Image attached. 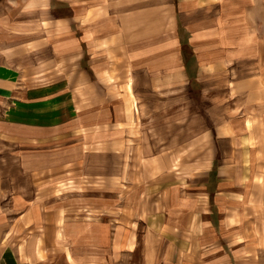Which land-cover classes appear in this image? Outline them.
Instances as JSON below:
<instances>
[{
	"label": "crops",
	"instance_id": "obj_1",
	"mask_svg": "<svg viewBox=\"0 0 264 264\" xmlns=\"http://www.w3.org/2000/svg\"><path fill=\"white\" fill-rule=\"evenodd\" d=\"M0 264H264V0H0Z\"/></svg>",
	"mask_w": 264,
	"mask_h": 264
},
{
	"label": "rangeland",
	"instance_id": "obj_2",
	"mask_svg": "<svg viewBox=\"0 0 264 264\" xmlns=\"http://www.w3.org/2000/svg\"><path fill=\"white\" fill-rule=\"evenodd\" d=\"M183 47H185V46H183ZM184 52H185V50H183Z\"/></svg>",
	"mask_w": 264,
	"mask_h": 264
}]
</instances>
